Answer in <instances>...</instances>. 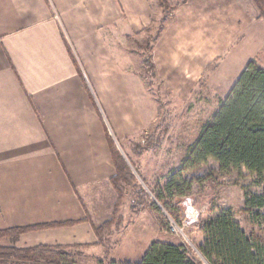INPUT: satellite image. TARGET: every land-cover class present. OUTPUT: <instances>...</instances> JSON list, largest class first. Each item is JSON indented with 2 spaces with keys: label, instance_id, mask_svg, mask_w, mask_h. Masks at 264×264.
Returning a JSON list of instances; mask_svg holds the SVG:
<instances>
[{
  "label": "crops",
  "instance_id": "0c3cea01",
  "mask_svg": "<svg viewBox=\"0 0 264 264\" xmlns=\"http://www.w3.org/2000/svg\"><path fill=\"white\" fill-rule=\"evenodd\" d=\"M242 1L169 0L176 19L154 46L158 69L176 56L205 65L222 38L212 25L236 23ZM159 15L158 0H0V232L73 224L23 234L18 249L104 252L94 227L118 200L112 141L147 123L122 42Z\"/></svg>",
  "mask_w": 264,
  "mask_h": 264
},
{
  "label": "rangeland",
  "instance_id": "374dc122",
  "mask_svg": "<svg viewBox=\"0 0 264 264\" xmlns=\"http://www.w3.org/2000/svg\"><path fill=\"white\" fill-rule=\"evenodd\" d=\"M242 4L244 16L236 19V23L212 25L220 29L222 38L213 40L212 53L203 66L193 58L182 63L176 56L173 63L164 62L158 69L154 46L165 28L176 19L170 2L171 10L162 9L158 2L162 17L159 15L145 34L122 42L121 51L132 61L133 79L140 82L137 101L147 123L140 135L124 143L112 141L127 165L128 176L120 184L123 199L118 216L112 218L114 225L103 235L104 252L98 255L88 248L72 247L64 248L70 255L68 260L47 254L38 259L17 260L48 264H129L110 262V257H115L118 261L127 259L131 260L130 264H139L150 248L144 253L146 247L161 242L183 246L196 264H208L200 253L205 241L201 224L227 210L234 214L246 234L264 246V223L256 222L246 206V195H261L264 186L256 175L246 170L223 173L215 162H210L185 172L183 177L189 182L190 190L172 202L178 216L176 222L171 220L182 229L180 232L171 231L170 217L165 212V216H159L151 208L154 192L182 173L189 149L203 127L213 120L220 101L227 97L244 68L251 61L264 68V19L253 0H243ZM217 42L224 45L217 47ZM137 240L140 246H127ZM11 246L9 240H0V247Z\"/></svg>",
  "mask_w": 264,
  "mask_h": 264
},
{
  "label": "trees",
  "instance_id": "16d2710c",
  "mask_svg": "<svg viewBox=\"0 0 264 264\" xmlns=\"http://www.w3.org/2000/svg\"><path fill=\"white\" fill-rule=\"evenodd\" d=\"M158 2L162 9H172L169 0ZM253 2L264 19V0ZM111 149L117 170L116 177L111 182L119 197L113 217L115 219L123 199L120 184L127 178L128 168L113 145ZM210 162H215L223 173L246 170L256 175L264 186V68L254 61L244 68L227 97L220 101L213 120L201 130L189 149L182 173L171 178L161 190L154 192L155 201L151 202L153 213L165 216V212L176 222L178 215L172 202L180 200L190 190V184L184 180L183 174ZM246 206L256 222L264 223V190L261 195L247 194ZM72 225H45L2 231L0 240H9L12 246L0 247V257L38 259L47 254L58 255L60 260H68L70 255L64 248L37 247L19 250L15 244L23 234ZM113 225L112 220L100 228L94 227L100 244L103 242L104 232L110 231ZM201 231L205 241L200 247V253L208 264H264V246L245 233L231 211H223L215 218L203 222ZM139 264L196 263L183 246L154 242Z\"/></svg>",
  "mask_w": 264,
  "mask_h": 264
},
{
  "label": "built area",
  "instance_id": "2783aa9c",
  "mask_svg": "<svg viewBox=\"0 0 264 264\" xmlns=\"http://www.w3.org/2000/svg\"><path fill=\"white\" fill-rule=\"evenodd\" d=\"M169 228L171 229L172 232H180L182 229L176 225L174 221L169 219ZM0 264H48L46 262H38V263H31L30 261L28 262H21L20 260H17L13 257H0ZM51 264H56V263H51Z\"/></svg>",
  "mask_w": 264,
  "mask_h": 264
}]
</instances>
